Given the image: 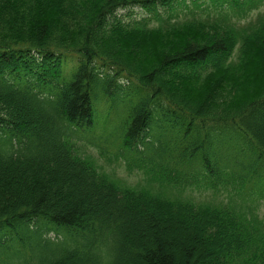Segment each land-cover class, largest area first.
Listing matches in <instances>:
<instances>
[{"label":"trees","instance_id":"obj_1","mask_svg":"<svg viewBox=\"0 0 264 264\" xmlns=\"http://www.w3.org/2000/svg\"><path fill=\"white\" fill-rule=\"evenodd\" d=\"M262 7L0 0V264H264Z\"/></svg>","mask_w":264,"mask_h":264},{"label":"rangeland","instance_id":"obj_2","mask_svg":"<svg viewBox=\"0 0 264 264\" xmlns=\"http://www.w3.org/2000/svg\"><path fill=\"white\" fill-rule=\"evenodd\" d=\"M134 13L136 14V16L145 15L139 9H135ZM259 13H264V7L260 8L259 11L254 12L252 17H255ZM120 15L125 16V19L129 21V10L122 11ZM125 82L126 81L124 80L121 81V83ZM102 108L104 110V108L106 107ZM113 128L114 127H101L99 129H96L94 141H77V146L80 147L82 153H86L87 155L92 156L96 160L97 164L101 166L104 171L108 173H114L120 179L125 180L128 185H144V176L138 171H134L133 174L130 173L127 169L126 161L123 160V158H121L120 156H118L119 154L124 153V151L120 147L119 142L117 143V135ZM186 196H190L196 202H227V196L225 195L219 196L217 198L214 194H208L203 191L200 192L199 190L194 191L192 194H190L188 190L186 192ZM261 204L262 206L260 205V209L258 212L260 217L264 219V201H262Z\"/></svg>","mask_w":264,"mask_h":264}]
</instances>
